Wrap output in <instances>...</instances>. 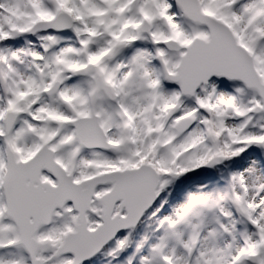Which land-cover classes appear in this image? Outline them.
Segmentation results:
<instances>
[{
  "label": "snow or ice",
  "instance_id": "1",
  "mask_svg": "<svg viewBox=\"0 0 264 264\" xmlns=\"http://www.w3.org/2000/svg\"><path fill=\"white\" fill-rule=\"evenodd\" d=\"M0 264H264V0H0Z\"/></svg>",
  "mask_w": 264,
  "mask_h": 264
}]
</instances>
